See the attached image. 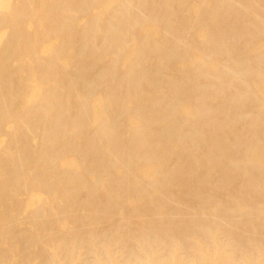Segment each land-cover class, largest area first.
<instances>
[{
	"label": "bare ground",
	"instance_id": "6f19581e",
	"mask_svg": "<svg viewBox=\"0 0 264 264\" xmlns=\"http://www.w3.org/2000/svg\"><path fill=\"white\" fill-rule=\"evenodd\" d=\"M0 264H264V0H0Z\"/></svg>",
	"mask_w": 264,
	"mask_h": 264
}]
</instances>
